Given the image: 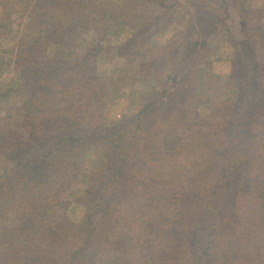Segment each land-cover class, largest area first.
I'll list each match as a JSON object with an SVG mask.
<instances>
[{
    "label": "trees",
    "instance_id": "trees-1",
    "mask_svg": "<svg viewBox=\"0 0 264 264\" xmlns=\"http://www.w3.org/2000/svg\"><path fill=\"white\" fill-rule=\"evenodd\" d=\"M251 1L0 0V264H264ZM21 16L35 32L10 42ZM219 50L232 69L216 100ZM115 72L142 106L110 118Z\"/></svg>",
    "mask_w": 264,
    "mask_h": 264
},
{
    "label": "rangeland",
    "instance_id": "rangeland-1",
    "mask_svg": "<svg viewBox=\"0 0 264 264\" xmlns=\"http://www.w3.org/2000/svg\"><path fill=\"white\" fill-rule=\"evenodd\" d=\"M111 0H102V5H107ZM251 5L262 7L264 9V0H252ZM26 18L24 16L19 17L16 19V24L13 27L12 38L10 36V42H14L17 36H23L24 34L27 37L33 35L35 31L32 26L26 27L25 23ZM10 34V32H9ZM228 46L225 43L224 47ZM229 47V46H228ZM120 65L121 61H117ZM103 64V60L96 61V67ZM93 70H95V63L91 66ZM107 67V66H106ZM213 69L216 74L219 75V83H218V93L216 96V100L225 97L226 93V82L231 75V64L230 61L227 59V55L223 54V50H219L215 53L214 62H213ZM124 71V70H123ZM23 73V67L14 65L12 68L8 70L5 74V79L10 78H17V76H21ZM19 76V77H20ZM141 87L135 84V78L131 77V75H125L123 73L117 74V72L113 73V83H112V90L115 92V97H117L116 102L114 103L115 106H111L109 108V117L115 118L117 116H122L124 113L131 114L133 111L138 110L141 106V97L139 96ZM194 102V100H192ZM14 102V100H13ZM195 104V103H194ZM194 106V105H192ZM66 196L70 195L69 204H68V211L72 218H80L84 214L85 205L83 201V188L79 185H75L69 191H66Z\"/></svg>",
    "mask_w": 264,
    "mask_h": 264
}]
</instances>
